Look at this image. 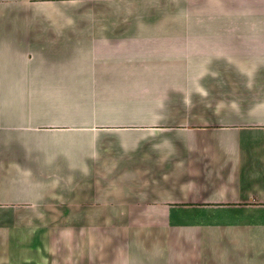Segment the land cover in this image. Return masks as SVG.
Masks as SVG:
<instances>
[{
  "label": "crops",
  "instance_id": "crops-1",
  "mask_svg": "<svg viewBox=\"0 0 264 264\" xmlns=\"http://www.w3.org/2000/svg\"><path fill=\"white\" fill-rule=\"evenodd\" d=\"M0 264H264V0H0Z\"/></svg>",
  "mask_w": 264,
  "mask_h": 264
}]
</instances>
